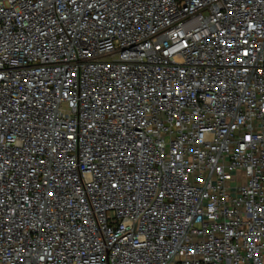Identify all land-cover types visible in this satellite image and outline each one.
<instances>
[{
  "label": "built area",
  "instance_id": "obj_1",
  "mask_svg": "<svg viewBox=\"0 0 264 264\" xmlns=\"http://www.w3.org/2000/svg\"><path fill=\"white\" fill-rule=\"evenodd\" d=\"M0 264H264V0H0Z\"/></svg>",
  "mask_w": 264,
  "mask_h": 264
}]
</instances>
